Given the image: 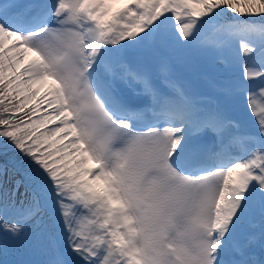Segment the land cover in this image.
<instances>
[{
	"label": "snow or ice",
	"instance_id": "obj_1",
	"mask_svg": "<svg viewBox=\"0 0 264 264\" xmlns=\"http://www.w3.org/2000/svg\"><path fill=\"white\" fill-rule=\"evenodd\" d=\"M177 44L264 81V0H0V250L31 230L45 264H264V87L249 125L133 69Z\"/></svg>",
	"mask_w": 264,
	"mask_h": 264
},
{
	"label": "rangeland",
	"instance_id": "obj_2",
	"mask_svg": "<svg viewBox=\"0 0 264 264\" xmlns=\"http://www.w3.org/2000/svg\"><path fill=\"white\" fill-rule=\"evenodd\" d=\"M21 2L28 1L21 0ZM256 22L260 23L259 19ZM212 38L210 34L202 37V39ZM226 54L227 57H225ZM226 54L218 56L216 52L205 50L195 44H177L136 54L130 60L134 70L147 73L160 87L171 91L167 88V83L169 80L175 81L188 95L201 101L203 107L209 109L219 105L230 116L243 119L247 124L253 125L255 118L247 110L245 93L246 90L258 92L261 87H264V81L245 80V61L235 54V48ZM248 66L259 67V61L255 64L249 62ZM123 86L127 91H135L132 87ZM262 106H264V97L257 95L256 108L259 109ZM167 126L164 123V127ZM3 151L4 149H0V153ZM4 159V156L0 154V163H3ZM7 159L9 161L7 184L11 188L14 181L20 178V172L13 167L17 154L11 148L7 149ZM20 191L23 193L24 189L21 188ZM28 237L29 235L20 240L9 238L8 251L19 249L20 252L22 251L20 253L22 260L33 257L36 254V246L33 244L32 237L30 236V240Z\"/></svg>",
	"mask_w": 264,
	"mask_h": 264
},
{
	"label": "bare ground",
	"instance_id": "obj_3",
	"mask_svg": "<svg viewBox=\"0 0 264 264\" xmlns=\"http://www.w3.org/2000/svg\"><path fill=\"white\" fill-rule=\"evenodd\" d=\"M225 57H227V54L225 55ZM128 94H135V91L134 92H128ZM196 101L201 108L208 109V108H205L201 105L202 104L201 101H198V100H196ZM215 108H220V107H219V105H216L215 107H210L209 109H215ZM160 128L161 129L164 128V122L163 121L160 123ZM248 231H249V227H248V225H245L243 230H242V235H246ZM255 231L257 233L259 232L258 226L256 227ZM27 235H29L28 240H30L31 239L30 236L32 237L31 230L27 231L23 237L25 238ZM9 240L10 239L8 238L6 241V251L0 250V264H44L43 262H46L47 259L49 258V252H48V248H47L46 244H36L35 241L32 239L33 244L36 246L35 247L36 251L34 250L36 252V254L33 257H29L25 260H22L20 258V256H21L20 253L22 251L20 252L19 249H18V251L14 250V249H13V251H8L9 250L8 249L9 248ZM10 245H12V243H10ZM12 246H11V248H12ZM254 251L257 255L260 254L259 242H257L256 245H254Z\"/></svg>",
	"mask_w": 264,
	"mask_h": 264
}]
</instances>
